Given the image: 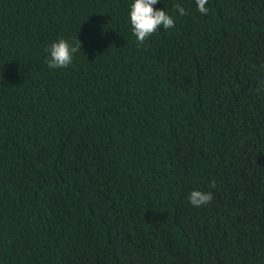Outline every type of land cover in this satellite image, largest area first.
Wrapping results in <instances>:
<instances>
[{
	"label": "trees",
	"instance_id": "16d2710c",
	"mask_svg": "<svg viewBox=\"0 0 264 264\" xmlns=\"http://www.w3.org/2000/svg\"><path fill=\"white\" fill-rule=\"evenodd\" d=\"M133 2L0 0V264H264V0Z\"/></svg>",
	"mask_w": 264,
	"mask_h": 264
},
{
	"label": "clouds",
	"instance_id": "9594fccd",
	"mask_svg": "<svg viewBox=\"0 0 264 264\" xmlns=\"http://www.w3.org/2000/svg\"><path fill=\"white\" fill-rule=\"evenodd\" d=\"M159 0H134L130 5L129 19L133 35L137 43L144 44V42L153 35L159 28L170 29L175 26V21L167 11L157 10L153 6ZM197 10L201 14H207L209 8L206 7L208 0H195ZM176 9L179 15H186L185 9L177 4ZM81 50V42L77 39L74 43H69L65 39H59L53 42L49 48L46 49L48 59L46 61L49 68H66L73 60V54ZM210 187H215L213 182ZM213 199L212 192H204L201 190H192L189 193L188 200L194 207H201L211 203Z\"/></svg>",
	"mask_w": 264,
	"mask_h": 264
}]
</instances>
